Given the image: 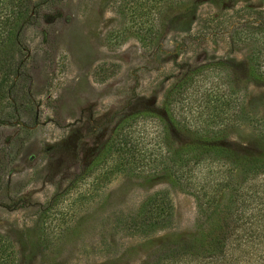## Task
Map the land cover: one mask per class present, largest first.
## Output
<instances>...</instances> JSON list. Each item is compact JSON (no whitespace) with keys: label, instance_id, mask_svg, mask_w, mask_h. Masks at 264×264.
Here are the masks:
<instances>
[{"label":"rangeland","instance_id":"obj_1","mask_svg":"<svg viewBox=\"0 0 264 264\" xmlns=\"http://www.w3.org/2000/svg\"><path fill=\"white\" fill-rule=\"evenodd\" d=\"M256 55L264 0H0V264H161L188 249L210 213L195 190L240 179L231 157L264 158V137L224 125L228 154L192 159L180 182L171 155L190 159L227 98L264 118ZM250 181L262 207L264 174ZM161 196L169 214L145 219Z\"/></svg>","mask_w":264,"mask_h":264},{"label":"trees","instance_id":"obj_2","mask_svg":"<svg viewBox=\"0 0 264 264\" xmlns=\"http://www.w3.org/2000/svg\"><path fill=\"white\" fill-rule=\"evenodd\" d=\"M259 58V55H256L254 63L256 71L264 65V57ZM251 70L254 71V69ZM236 98L233 100L227 98L224 101L223 110L225 113L216 116L217 118L211 122L212 127L208 125L209 128L206 127L200 137L196 139L200 144L185 145L183 153L191 154L190 159H182L178 151L171 155V158L178 156L176 161L174 159L169 161V167L174 166L173 169H170L177 182H180L182 175L175 172L192 159H195L194 163H199L207 161L206 159L209 158L210 161L217 163L219 160L217 157L220 158L222 155L228 154V148L225 144L220 143L219 136L224 130L222 128L224 125L228 127L236 125L240 121H248L253 123L260 130L262 138L264 137V118H259L257 114L246 111L243 102L236 108V104L240 103ZM239 158L241 157L237 155L231 157V159H235L233 160L234 167L242 174L240 179L237 181L220 179L215 182L216 185L213 189L202 185L195 190L200 210L203 213L210 210L206 218L208 228L200 234L194 243L189 244L188 249L178 254L174 259L171 257L161 258V264H229L235 254L245 255L244 261L257 259L259 262L256 260L255 264H264V203L262 207H256L261 201L257 198L258 201L255 202V198H252L256 187L250 181L256 179L259 173L264 174V158L254 157L243 161H240ZM184 161L186 164L181 165ZM177 162H179L178 166ZM183 186L192 188L185 179ZM246 187L250 191H246ZM224 191L227 194L226 201L220 206L216 205L212 208L213 201ZM245 195H247V199L243 197ZM151 204L154 205L152 209H157L158 213L156 212L155 216L144 214L145 219L154 217L155 221L162 220L170 212V203L165 200L164 196L153 199ZM256 243L260 244L261 248L251 246ZM251 254L256 257L252 258Z\"/></svg>","mask_w":264,"mask_h":264}]
</instances>
